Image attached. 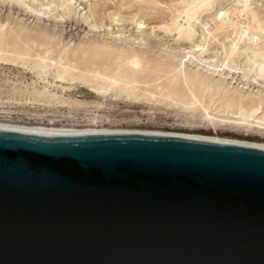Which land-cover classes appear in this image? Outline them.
I'll list each match as a JSON object with an SVG mask.
<instances>
[{"label": "water", "instance_id": "water-1", "mask_svg": "<svg viewBox=\"0 0 264 264\" xmlns=\"http://www.w3.org/2000/svg\"><path fill=\"white\" fill-rule=\"evenodd\" d=\"M0 264H264V145L0 109Z\"/></svg>", "mask_w": 264, "mask_h": 264}, {"label": "rangeland", "instance_id": "rangeland-1", "mask_svg": "<svg viewBox=\"0 0 264 264\" xmlns=\"http://www.w3.org/2000/svg\"><path fill=\"white\" fill-rule=\"evenodd\" d=\"M0 109L264 144V0H0Z\"/></svg>", "mask_w": 264, "mask_h": 264}, {"label": "bare ground", "instance_id": "bare-ground-1", "mask_svg": "<svg viewBox=\"0 0 264 264\" xmlns=\"http://www.w3.org/2000/svg\"><path fill=\"white\" fill-rule=\"evenodd\" d=\"M207 3H208V0H204V4H207ZM191 12L192 11L187 10L185 12V14H184V18H186L185 26L187 28V30L184 33L185 34L184 36H185V38L189 39L190 41H193V39H194V37L196 35V29H195V26H194L193 22L197 20V17L195 16V12H193V13H191ZM219 13L220 12H218V14ZM222 14H224V13H222ZM136 25H137L138 28H144L145 27V24L142 21H138L136 23ZM198 46H200V45H198ZM193 136H196V135H193ZM207 138H209V137H207ZM215 139H218V138H215ZM222 140H224V139H222ZM245 143H247V142H245ZM248 143H250V142H248ZM251 144H254V143H251ZM259 145H264V144H259Z\"/></svg>", "mask_w": 264, "mask_h": 264}]
</instances>
